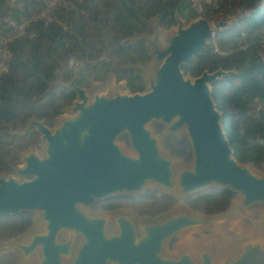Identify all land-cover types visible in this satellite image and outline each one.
<instances>
[{"label":"water","instance_id":"water-1","mask_svg":"<svg viewBox=\"0 0 264 264\" xmlns=\"http://www.w3.org/2000/svg\"><path fill=\"white\" fill-rule=\"evenodd\" d=\"M263 8L261 0L259 9L244 19L258 16ZM175 21L177 32L166 49L159 50L157 40L149 42L158 69L146 94L96 96L90 101L77 87V71L72 82L62 86L76 94L68 112L71 119L53 131L30 119L23 133H9L18 138L38 134L44 157L27 152L20 159L23 168L14 170L16 177L0 175V220L39 214L38 228L25 239L0 242V256L15 253L21 264H264V226L223 255L211 250L194 254L188 248L176 258L165 255L176 238L225 231L231 222L223 216L227 211L207 217L187 207L142 223L127 215L108 219L85 212L115 197H142L148 187L184 201L211 189L230 192L240 197L243 213L264 206V176L235 160L223 115L212 99V85L236 73L204 72L191 81L182 71L217 34L228 31V25L211 26L198 19L185 28L179 17ZM139 42L145 39L132 44ZM154 123L165 126L168 138L186 132L192 151L189 166L180 168L178 158L164 154L149 128ZM123 136L134 155L118 143ZM110 224L116 229L112 236L107 232Z\"/></svg>","mask_w":264,"mask_h":264},{"label":"trees","instance_id":"trees-1","mask_svg":"<svg viewBox=\"0 0 264 264\" xmlns=\"http://www.w3.org/2000/svg\"><path fill=\"white\" fill-rule=\"evenodd\" d=\"M9 1L0 0V35L7 34L5 20L9 17L20 24L45 9L41 0H15V9L10 7ZM103 1L106 4V0ZM192 4L193 0H116L111 6L112 18L107 25L112 63L104 62L94 67L85 65L80 68L78 88L88 87L91 77L97 82L103 73L111 71L118 82H126L132 94H141L144 91L143 81L127 64L133 65L139 59L148 61V49L143 42L125 46L120 42L134 37V33L144 26V22L152 19L158 18L160 25L165 28L176 25V16L182 20H195L196 14L191 12L194 7ZM229 4L234 8L249 6L255 9L258 5L260 7L261 0H231L225 6L229 7ZM77 8L78 12L81 10L93 13L91 0H83ZM77 13L69 16L56 11L55 16L63 24L54 22L46 26L38 21L31 23L26 35L8 46L11 54L9 70L0 76V174L9 165L20 163L14 159L9 162L12 152L10 149L31 138L11 137L6 125L15 127L35 119L51 127L63 110L76 100V94L65 89H61L58 94H48L47 91L55 81L57 61L80 52L76 45L79 43L78 38L73 34L76 31L75 23L71 19V15ZM241 25L244 26L217 34L215 46H208L182 71L184 75L194 79L204 72L215 73L222 70L236 73L212 85V99L218 112L223 115V128L235 160L260 171L264 169V110L256 118H246L244 113L252 100L264 105V8L258 16L242 20ZM83 33L82 26L77 34L83 36ZM115 61L119 62L118 67L113 64ZM73 79L74 69L69 68L63 82L68 84ZM233 79L240 82L237 88ZM231 95L243 100L233 102ZM170 138L172 139H169L167 148L178 158L189 161L192 151L188 141ZM234 197L230 192L209 191L186 198L185 204L199 215L214 217L224 214ZM127 202L140 217H157L176 205V200L166 195L153 200L142 196L127 199ZM13 225L12 219L0 220V239L4 234L7 238H14L24 230L7 233L6 230H11Z\"/></svg>","mask_w":264,"mask_h":264},{"label":"rangeland","instance_id":"rangeland-1","mask_svg":"<svg viewBox=\"0 0 264 264\" xmlns=\"http://www.w3.org/2000/svg\"><path fill=\"white\" fill-rule=\"evenodd\" d=\"M240 1L241 0H237V2ZM115 2L116 0H106L105 4L103 0H91L93 13L83 12L80 10L77 14L71 15V19L74 21L76 29L73 34L78 38L79 43H76V45L80 48V52L74 56H68L63 58V60L61 61H57L55 81L54 83L50 84L47 91L48 94L58 93L59 90L63 89V85H68L63 82V78L69 68L78 71L85 65L96 66L100 62L112 63V59H110L111 49H109L108 47L110 39L108 38L107 25L111 21V6ZM228 2L227 0H193L194 10L198 7L201 10V12H198L199 14H196L191 10V12H194L196 14V19H179L182 21L185 28L198 19H205L208 20L212 25H215L219 22H225L228 25V30H233L234 28L243 27L244 25H241L242 20L252 13H255L257 11L256 9H259V5L255 9H251L249 8V6H245L243 8L237 6L234 8L230 5L231 3L229 4V7H226L225 4H227ZM221 6H224V9H221ZM54 21L56 20H53V22ZM57 22H61L63 24V22L58 21V19ZM82 26L84 28V33L83 36H79L77 34V31ZM177 28V24L171 28L162 27L160 25V21H158L157 19H152L148 22H144V26L138 32L134 33V37L125 38L120 42V44L125 46L133 43L134 39H145V45L148 49L149 60L144 61L142 59H139V61L133 65L127 64V66H131L135 70L137 76L140 77L143 81L142 86L144 87V91L139 95H144L148 92L149 81L154 78L155 72L158 69L153 56L154 51L149 42L157 40L159 50H164L167 47V41L172 38L173 35L177 32ZM208 46H215V37L211 42H209ZM70 61L72 62L71 64L69 63ZM113 64L116 67L119 66L118 61L113 62ZM185 77L190 79L191 81L194 80V78L190 77L189 75H185ZM93 78L94 77L90 78L89 86L84 89L90 101H92L96 96L115 97L118 94L122 96L134 95L130 92L125 82L117 81L116 76L111 71L103 73L99 81L97 82L94 81ZM233 83L235 87L239 86L240 84V82L236 79H233ZM230 97L233 102H240L241 100H243L240 97L234 95H231ZM73 104L63 110L62 114L58 118H56L55 121H53L51 127H46L53 131L59 122L71 119L72 116H70L68 112L72 110ZM262 110H264V105H262V103L257 100H252L250 102V105H248L244 116L246 118H256L259 116V113ZM241 121L244 122L243 120ZM26 123L18 124L15 127L9 124L6 125V127L8 128L9 133L11 132L12 134H21L27 128ZM149 128L160 140V145L164 154L178 158L167 148L168 141L172 138H168L165 135V126L154 123ZM27 136H31V138L22 143H19L17 147H13L10 149L12 150V152L9 155V162L13 159L19 160V165H9L7 169L0 175H3L6 178L16 177L14 170L23 168V163L20 159L24 157L27 152H33L40 158L44 157V143L42 142L41 137L36 133ZM175 138L187 140L186 132H182L180 136H175ZM118 143L121 145L125 153L131 156L134 155V152L131 150L128 137L123 136L118 140ZM177 160L179 162L180 168H185L190 165L192 158L189 161H184L180 158H178ZM253 169L256 175L264 176V169L260 171L256 170L255 168ZM213 191L219 190H210V192ZM144 194V196L149 200L157 199L161 197V195H164L163 192L152 187H148L145 190ZM234 196V201L232 202L227 212L223 215L231 219V222L225 231L221 233L210 231L189 233L183 237L176 238L166 246L165 255L168 257L176 258L180 255L181 251L186 248L190 249L194 254H196L200 250H211L214 251L216 255H223L230 251L234 243L242 241L257 233L258 229L264 226V206L256 207L246 213H243L239 208L240 197L236 195ZM131 198L133 199L134 197H115L105 202L96 203L91 208L85 209V212L90 216H102L108 219H112L118 215H127L132 217L136 222L142 223L156 222L165 216L173 214L179 209H188L183 199H177L174 208L165 214L159 215L157 217H140L127 202V199ZM38 218L39 214H24L11 218L14 222V225L12 226L11 230H6L7 233L19 232L22 229L24 230L18 233L14 238H7V235L4 234L2 236L3 238L0 239V242L4 243L6 240L21 237V239H25L27 233H30L32 230L38 228ZM107 232L109 236H112L116 234V229L112 224H110L107 228ZM0 264L21 263L15 253H10L0 256Z\"/></svg>","mask_w":264,"mask_h":264},{"label":"built area","instance_id":"built-area-1","mask_svg":"<svg viewBox=\"0 0 264 264\" xmlns=\"http://www.w3.org/2000/svg\"><path fill=\"white\" fill-rule=\"evenodd\" d=\"M41 2L45 5V9L37 15H33L29 21L19 24L12 17H9L5 20V24L8 27V32L7 34L0 35V76L4 75L9 70L11 54L9 52L8 46L15 40L23 38L26 35L27 27L31 23L38 21L48 26L51 23L57 22L58 18L55 16L56 11H62L67 15L77 13V6L81 5L83 0H41ZM9 4L12 9L16 8L15 0H10ZM194 11L196 14L201 12L199 7ZM53 20L56 21L53 22Z\"/></svg>","mask_w":264,"mask_h":264},{"label":"flooded vegetation","instance_id":"flooded-vegetation-1","mask_svg":"<svg viewBox=\"0 0 264 264\" xmlns=\"http://www.w3.org/2000/svg\"><path fill=\"white\" fill-rule=\"evenodd\" d=\"M193 11H194V9H193ZM194 12H195V11H194ZM143 43H144V42H143ZM131 44H132V43H131ZM100 63H104V62H100ZM100 63H99V64H100ZM105 63H106V62H105ZM97 65H98V64H97ZM97 65H96V66H97ZM88 66H89V65H88ZM83 67H84V66H83ZM92 67H94V66H92ZM81 68H82V67H81ZM79 70H80V69H79ZM79 70H78V72H79ZM76 72H77V71L74 70V77H75ZM64 76H65V75H64ZM77 76H78V73H77ZM93 79H94V78H93ZM77 81H78V78H77ZM89 81H90V80H89ZM94 81H95V80H94ZM71 82H72V81H71ZM71 82H70V83H71ZM125 83H126V82H125ZM65 84H66V83H65ZM68 84H69V83H68ZM88 86H89V85H88ZM77 87H78V86H77ZM86 88H87V87H86ZM79 89H83V90H84L85 88H79ZM59 91H60V90H59ZM58 93H59V92H58ZM58 93H56V94H58ZM76 99H77V98H76ZM75 101H76V100H75ZM75 101H74V102H75ZM74 102H73V103H74ZM39 122H40V121H39ZM45 126H47V125H45Z\"/></svg>","mask_w":264,"mask_h":264},{"label":"clouds","instance_id":"clouds-1","mask_svg":"<svg viewBox=\"0 0 264 264\" xmlns=\"http://www.w3.org/2000/svg\"><path fill=\"white\" fill-rule=\"evenodd\" d=\"M69 63L71 64L72 62L70 61Z\"/></svg>","mask_w":264,"mask_h":264},{"label":"bare ground","instance_id":"bare-ground-1","mask_svg":"<svg viewBox=\"0 0 264 264\" xmlns=\"http://www.w3.org/2000/svg\"><path fill=\"white\" fill-rule=\"evenodd\" d=\"M211 26H212V24H211Z\"/></svg>","mask_w":264,"mask_h":264}]
</instances>
